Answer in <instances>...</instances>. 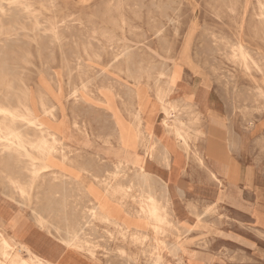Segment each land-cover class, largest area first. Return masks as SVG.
<instances>
[{"label": "rangeland", "instance_id": "1", "mask_svg": "<svg viewBox=\"0 0 264 264\" xmlns=\"http://www.w3.org/2000/svg\"><path fill=\"white\" fill-rule=\"evenodd\" d=\"M259 1L264 3L27 0L29 12L10 9L5 15L0 13V106L26 115L27 104L33 102L37 119L41 113L39 92L44 91L42 97L48 105H54L56 118L70 139L67 144L71 156L79 152V162L87 165V152L108 153L102 141L114 130L115 123L107 105L117 112L120 123L133 125L138 100L130 94L137 88L142 92L143 121L150 122L160 136L165 134L157 94L163 86H147L145 79L141 86H134L126 72V56L121 53L116 61L114 56L129 45L133 49L129 69L152 72L161 70L164 63L185 59L175 97L195 100L203 93L202 109L208 117L195 121L190 112L182 116L188 134V165L182 178L192 187L173 204L171 219L179 226L178 239L173 228H166L161 239L167 244L179 240L184 252L173 254L168 244L162 249L163 264H264V101L258 96V88L264 91V75L245 73L229 57L230 45L236 41H241L254 57H264V28L256 17ZM173 8L179 11L178 26L165 16ZM51 27H56V35ZM157 29L161 33H155ZM190 37V51L187 47L183 52ZM81 81L87 86H81ZM210 107L213 115L208 113ZM9 125L31 141L38 136L33 123L15 120ZM210 142L224 152L226 160L222 162L226 166L222 165V171L231 173L232 180L219 175V184L209 177L208 169L218 166L216 159L207 155ZM132 153L144 157L147 167L159 166L158 158H150L141 145L137 144ZM91 164L88 174L103 173L105 166L112 170L102 158ZM219 166L217 169H221ZM84 172L81 176L90 181ZM28 178V171L23 169L22 179ZM0 192L18 198L1 171ZM134 199L118 197L131 213L138 206ZM25 218L19 209L7 216L17 237L32 229ZM107 229L95 223L84 235L94 246L97 259L110 264H155L150 247L146 248L152 242L139 245L112 228L110 235ZM148 233L151 236L150 230Z\"/></svg>", "mask_w": 264, "mask_h": 264}, {"label": "bare ground", "instance_id": "2", "mask_svg": "<svg viewBox=\"0 0 264 264\" xmlns=\"http://www.w3.org/2000/svg\"><path fill=\"white\" fill-rule=\"evenodd\" d=\"M26 1L0 0L1 15H5V12L10 9L29 12L30 5ZM171 12L165 16L169 20L173 19L178 26V9L173 8ZM256 17L264 28V3L262 1L258 2ZM242 25L241 23L240 26ZM51 32L56 35V27H51ZM155 33L159 34L161 30L157 29ZM190 43L191 37L187 40L183 52L187 51V47L188 52L190 51ZM131 50H133L131 46L125 45V48L114 56L115 61L119 59L121 53L126 56V72L133 79L134 86H141L142 79H145L147 86L150 83H153L154 86H163L157 90L164 115L162 126L168 134L175 138L178 148L186 154L188 134L185 131L186 124L183 122L182 116L190 112L195 121H200L206 114L201 110L199 102L185 100L182 97L172 98L171 96L177 90V79L185 59L173 61L171 65L164 63V67L157 72H152L149 69L144 71L142 68L131 71L129 69L133 60L130 56ZM229 55L232 61L237 63L245 73L264 75V57H254L241 41L230 45ZM80 84L87 86V82L81 81ZM140 90L137 88L130 94V97H135L138 100L137 108L133 113L135 120L133 125L120 123L117 112L107 105L106 110L111 111L112 121L115 123L114 130L107 134L102 141V146L108 153L104 151L106 154L102 153L101 155L99 152H93L92 155L87 152V156H90L89 159L85 156L83 158L90 161L88 165L79 162V158L82 156L79 152L75 153L74 157L71 156L72 149L70 150L67 144L70 139L65 128L56 118L54 105H48L42 97L44 91L39 92L41 113L37 119L34 115L33 102L30 105L27 104L26 115L0 106V171L5 173L8 184L14 188L18 195V198H14L4 194L6 197L0 204V214L6 215L5 219L0 217V264H110L96 258L94 246H91L88 239L84 237L88 232L87 229L95 223L108 228L106 232L110 235L113 234L112 228L122 237H128L139 245L145 246L152 242L146 248L150 247L155 264H163L162 249L168 244L171 245L169 250L173 254L179 251L184 252L183 245L179 240L167 244L161 239L166 228H173L177 233L176 239H178L180 229L171 219L173 204L169 196V187L163 176L160 175L162 172L160 167L148 168L144 157L141 158L132 153L137 144L141 145L145 154L150 158H158L161 166L171 167L172 155L170 151L154 133V126L150 125L148 121H143L142 92ZM74 93L75 91H73V95ZM258 96L264 101V91L260 88H258ZM15 120L24 122L26 125L32 123L36 125L37 138L31 141L21 131L12 128L9 123ZM113 140L115 141L113 142ZM209 147L208 153L215 154L225 160L224 152L217 150L211 144ZM81 148L84 150V147L79 149ZM116 150L125 152L119 154ZM95 158L106 160L112 170L105 166L103 173L88 174L90 172L88 168H92L91 163L98 161ZM21 163L22 165L18 167ZM23 169L29 173L28 180L22 179ZM84 171L88 175L86 177L91 179L90 181L81 176ZM208 172L211 179L222 184L218 175L220 173L217 170L209 168ZM222 176L228 180L233 179L231 173L228 177ZM132 191L137 194H133ZM119 196L135 198L134 201L138 206L134 212L131 213L118 201ZM14 209L22 210L30 215L32 220L29 221L37 227V235L45 242L43 251L40 250L42 248L40 242L38 243L41 248L33 247L30 246L31 244L15 241L12 236L6 233L7 228L13 225L7 221V216ZM209 210L210 208L206 209V211ZM148 230H150L151 236ZM15 247L19 252L28 253V258L25 259L19 253H14Z\"/></svg>", "mask_w": 264, "mask_h": 264}, {"label": "crops", "instance_id": "3", "mask_svg": "<svg viewBox=\"0 0 264 264\" xmlns=\"http://www.w3.org/2000/svg\"><path fill=\"white\" fill-rule=\"evenodd\" d=\"M172 98H179V96L175 97V92L171 95ZM203 96L204 94L201 93L197 99L195 100H191V99H188L186 96L182 97V98H185V100H189V101H192V102H199V105L201 107V110L203 111L204 114H206V112L202 109L203 105H204V101H203ZM211 106V105H210ZM213 110H211V107L208 109V113H211L213 115ZM215 113V112H214ZM207 115V114H206ZM215 115V114H214ZM217 115V114H216ZM162 130L164 131L165 134H163V136H160L159 134L161 132H156L154 129V133L157 134V136L159 137V139L161 140V142L168 148V150L170 151L171 155H172V163H171V167L170 168H166L164 166H161V164H158L159 166L157 167H160L161 169V174L164 178V180L166 181L168 187H169V190H170V198H171V202L172 204L174 203H177L179 202V200L182 199V196L183 194L187 193V191H189L192 187V185L188 184L187 181H184L183 178H182V174L183 172L185 171L187 165H188V162L187 161V157H186V154L183 153L177 146L176 144V140L173 136H171L170 134H168L166 132V130L163 128L162 126ZM211 145H213L212 142H210ZM214 147V146H213ZM215 148V147H214ZM207 155L208 157H213L216 159H214L215 162H217L218 166L221 168V169H217V167H212L213 170H217L220 174L222 175H225L226 177L229 176V174L227 175L225 172L222 171V169H224V167L222 165H225L224 162L222 161H225L224 159H222L221 157L215 155V154H212V153H208L207 152ZM212 159V158H211ZM156 165H151L150 167L152 169L155 168ZM148 167V168H150ZM209 171V169H208ZM218 174V175H220ZM210 177V176H209ZM219 178L221 179V177L219 176ZM222 178L224 179V177L222 176ZM232 180V179H231ZM246 182V181H245ZM185 183V184H184ZM183 184V185H182ZM178 190V191H177ZM182 190V191H181ZM175 192V193H174ZM181 193V194H180ZM6 196L0 192V204L2 203L3 201V198H5ZM174 208V207H173ZM0 217H2L3 219L6 218V215H1L0 214ZM25 219H28V220H32L30 215L26 212L25 213ZM31 223V222H30ZM32 225V229L30 232H26L25 233V236H22V237H17L16 236V232H15V229H14V225H12L11 227H8L7 228V231L6 233L10 236H12L15 241L17 242H20V243H28L30 246H33V247H37V248H42L40 249L41 251L44 250V246H45V242L42 238H40L38 235H37V232H36V228L35 226H33V224L31 223ZM31 242V243H30ZM37 242V243H35ZM41 244V246L39 245V243ZM44 247V248H43ZM14 253H19L21 257L27 259L28 258V253H26L25 251H17V247H15V249L13 250ZM196 259H192V261H195ZM195 263H198L197 261H195Z\"/></svg>", "mask_w": 264, "mask_h": 264}]
</instances>
